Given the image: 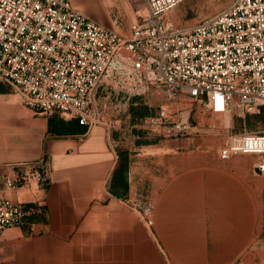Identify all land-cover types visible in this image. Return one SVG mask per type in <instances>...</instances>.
I'll return each mask as SVG.
<instances>
[{
  "label": "crops",
  "instance_id": "crops-1",
  "mask_svg": "<svg viewBox=\"0 0 264 264\" xmlns=\"http://www.w3.org/2000/svg\"><path fill=\"white\" fill-rule=\"evenodd\" d=\"M72 3L124 37L148 15L145 0ZM188 97L179 94L177 103ZM135 119L121 116L119 134ZM71 120L0 89V195L43 204L28 224L3 231L0 264H264L249 181L203 159L200 136L182 133L154 151L112 138L106 124L82 132ZM43 158L45 186L6 187V165Z\"/></svg>",
  "mask_w": 264,
  "mask_h": 264
},
{
  "label": "built area",
  "instance_id": "built-area-1",
  "mask_svg": "<svg viewBox=\"0 0 264 264\" xmlns=\"http://www.w3.org/2000/svg\"><path fill=\"white\" fill-rule=\"evenodd\" d=\"M184 1L145 0L148 15L124 37L72 0H0V89L18 93L37 112L77 119L87 131L108 125L97 95L109 88L128 97L184 93L217 114L264 111V0H232L213 15L178 25L170 12ZM168 102L146 118L159 131L172 122ZM241 153L264 155V131L233 135L219 149L223 158ZM257 166L264 173V158ZM6 168L4 184L11 189L49 181L44 158ZM42 212L39 201L0 195V238ZM144 214L151 216L152 208Z\"/></svg>",
  "mask_w": 264,
  "mask_h": 264
},
{
  "label": "rangeland",
  "instance_id": "rangeland-1",
  "mask_svg": "<svg viewBox=\"0 0 264 264\" xmlns=\"http://www.w3.org/2000/svg\"><path fill=\"white\" fill-rule=\"evenodd\" d=\"M231 1L185 0L170 12V16L178 25L194 23L203 17L219 12ZM178 16L182 17V21L178 20ZM97 97L98 109L106 114L105 121L111 127L112 138L119 137L118 139L124 142H134L137 147L149 146L148 148L151 150L160 151L161 146L167 145V140L176 136L181 137L182 133L186 136H193L194 134L200 136L203 153L207 155L203 159L225 167L231 174L249 181L253 195L252 211L256 215L255 224L256 227L261 229L260 236L257 239L260 242L264 240V173L257 166L264 155L241 153L223 158L219 154L220 147L233 135L244 132L262 133L264 131V111L261 113L247 112L244 116H240L236 112L217 114L190 96L181 104L177 103L180 102L178 98H167L163 92L128 97L124 92L109 88L100 91ZM134 100L137 101L136 104H133V102H136ZM117 101H120L121 105L115 107ZM167 101H169L168 115L171 116L172 122L168 121L166 123L167 128L164 131H159L156 126L146 122V118L158 116L161 113V106ZM115 111L120 113L117 117L113 115ZM129 114L131 118L133 115L136 117V126L128 128L132 130L131 132L128 130L119 134L117 127L120 123L118 120L121 116L125 118ZM181 121H184L187 125L185 130L179 131L177 128L169 130L173 124ZM118 145L124 147L121 143ZM116 147L118 148V146Z\"/></svg>",
  "mask_w": 264,
  "mask_h": 264
},
{
  "label": "trees",
  "instance_id": "trees-1",
  "mask_svg": "<svg viewBox=\"0 0 264 264\" xmlns=\"http://www.w3.org/2000/svg\"><path fill=\"white\" fill-rule=\"evenodd\" d=\"M50 124H51V129L56 131L57 129L54 126H52V124H53L52 120H50ZM70 124L74 125V126H78V125L82 126V128H81L83 130L82 132H86L87 131V127L85 125H83V124H80L79 121L76 120V119H72L70 121ZM57 131L58 132H64L65 130L64 129H58ZM121 158H122L121 166L122 167H126L128 165V154H127L126 151L121 152Z\"/></svg>",
  "mask_w": 264,
  "mask_h": 264
}]
</instances>
